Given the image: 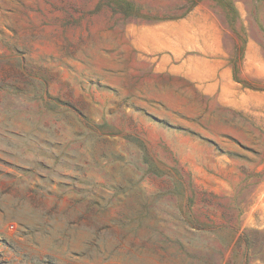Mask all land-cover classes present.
I'll return each instance as SVG.
<instances>
[{
  "label": "rangeland",
  "instance_id": "1",
  "mask_svg": "<svg viewBox=\"0 0 264 264\" xmlns=\"http://www.w3.org/2000/svg\"><path fill=\"white\" fill-rule=\"evenodd\" d=\"M0 264H264V0H0Z\"/></svg>",
  "mask_w": 264,
  "mask_h": 264
}]
</instances>
